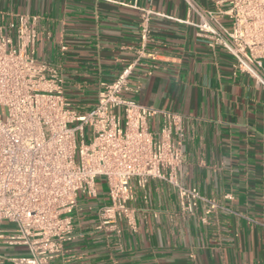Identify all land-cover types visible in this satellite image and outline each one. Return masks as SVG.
<instances>
[{"label": "crops", "instance_id": "crops-1", "mask_svg": "<svg viewBox=\"0 0 264 264\" xmlns=\"http://www.w3.org/2000/svg\"><path fill=\"white\" fill-rule=\"evenodd\" d=\"M194 1L213 8L223 0ZM141 10L153 12L144 43ZM0 11L39 17L37 58L58 66L80 113L141 51L134 91L122 96L183 116L184 184L217 205L183 213L176 191L150 180L128 202L135 233L124 223L119 235L96 231V211L108 203L99 179L95 198L78 195L74 238L53 264H264V89L233 76L230 56L178 22L197 20L184 0H0ZM23 254L0 243V257Z\"/></svg>", "mask_w": 264, "mask_h": 264}, {"label": "built area", "instance_id": "built-area-1", "mask_svg": "<svg viewBox=\"0 0 264 264\" xmlns=\"http://www.w3.org/2000/svg\"><path fill=\"white\" fill-rule=\"evenodd\" d=\"M184 1L197 20L178 22L230 56L233 76L264 89V0H223L213 8ZM141 11L144 43L153 12ZM39 20L0 11V243L25 250L0 264H53L74 238L78 195L95 198L99 179L108 203L96 211V231L119 235L124 223L135 233L128 202L150 180L168 183L183 213L193 215L200 203L217 208L184 184L183 116L122 96L134 91L141 51L115 80L99 83L94 107L80 113L65 98L58 66L37 58Z\"/></svg>", "mask_w": 264, "mask_h": 264}, {"label": "rangeland", "instance_id": "rangeland-1", "mask_svg": "<svg viewBox=\"0 0 264 264\" xmlns=\"http://www.w3.org/2000/svg\"><path fill=\"white\" fill-rule=\"evenodd\" d=\"M226 26H230L231 25V23L230 22H223Z\"/></svg>", "mask_w": 264, "mask_h": 264}]
</instances>
